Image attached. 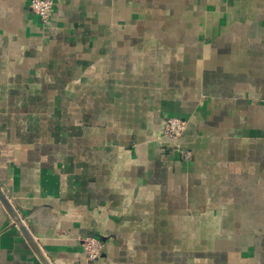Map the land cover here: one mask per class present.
I'll use <instances>...</instances> for the list:
<instances>
[{"label":"crops","instance_id":"0c3cea01","mask_svg":"<svg viewBox=\"0 0 264 264\" xmlns=\"http://www.w3.org/2000/svg\"><path fill=\"white\" fill-rule=\"evenodd\" d=\"M29 1L0 0V188L48 261L264 264V0ZM0 264H42L1 204Z\"/></svg>","mask_w":264,"mask_h":264},{"label":"built area","instance_id":"2783aa9c","mask_svg":"<svg viewBox=\"0 0 264 264\" xmlns=\"http://www.w3.org/2000/svg\"><path fill=\"white\" fill-rule=\"evenodd\" d=\"M29 8L35 14L41 24L46 27L49 23L50 15L53 9L52 0H30ZM186 121L180 118H167L164 122L162 134L164 137L175 143V150L182 160H188L190 153L183 149L179 142L186 130ZM81 247L85 258L88 261L96 260L103 248L102 242L94 236H86L81 240Z\"/></svg>","mask_w":264,"mask_h":264},{"label":"water","instance_id":"95a60500","mask_svg":"<svg viewBox=\"0 0 264 264\" xmlns=\"http://www.w3.org/2000/svg\"><path fill=\"white\" fill-rule=\"evenodd\" d=\"M0 204L7 212L8 216L12 220V222L15 224L21 235L24 237L32 251L35 253L37 258L40 260L42 264H51L46 256L44 255L42 249L40 248L39 244L33 237V235L29 232L25 224L23 223L22 219L19 217L17 212L15 211L12 204L9 202L5 194L0 188Z\"/></svg>","mask_w":264,"mask_h":264}]
</instances>
